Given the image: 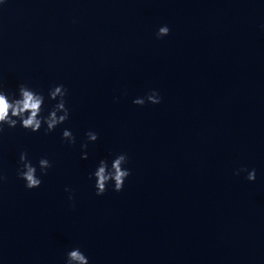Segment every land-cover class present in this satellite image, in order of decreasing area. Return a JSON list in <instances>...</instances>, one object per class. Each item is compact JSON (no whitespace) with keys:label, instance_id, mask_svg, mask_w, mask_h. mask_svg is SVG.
Returning a JSON list of instances; mask_svg holds the SVG:
<instances>
[{"label":"water","instance_id":"water-1","mask_svg":"<svg viewBox=\"0 0 264 264\" xmlns=\"http://www.w3.org/2000/svg\"><path fill=\"white\" fill-rule=\"evenodd\" d=\"M0 82L63 83L70 110L0 133V264H65L73 246L90 264H264V0H5ZM153 88L159 103L132 102ZM21 151L52 161L37 188ZM119 152L131 174L97 195L89 173Z\"/></svg>","mask_w":264,"mask_h":264},{"label":"clouds","instance_id":"clouds-1","mask_svg":"<svg viewBox=\"0 0 264 264\" xmlns=\"http://www.w3.org/2000/svg\"><path fill=\"white\" fill-rule=\"evenodd\" d=\"M5 0H0V5H4ZM170 32L168 24H162L158 27L156 35L158 37L166 36ZM68 89L63 83L52 85L47 96L44 92L29 86L27 83H20L14 92L6 89L0 82V133H3L5 126L14 128L17 125L32 132H39L42 128L47 132L54 131L57 126L64 124L69 119L70 110L67 106L66 97ZM162 97L155 88L151 89L144 96H136L133 103L143 105L146 102L157 104ZM47 101H55L45 110ZM87 141L81 144L82 149L88 148V141L94 142L98 139V132L89 129L85 133ZM62 138L69 144L76 143V136L70 127H64L61 132ZM87 151L81 152V158L87 159ZM128 155L126 152L114 154L111 159L102 157L96 163L89 177L94 180V188L97 195H102L109 185L113 190L120 191L125 184L126 178L131 174V169L127 167ZM17 175L23 179L25 187L37 188L42 182V174L46 173L52 166V161L47 156H41L34 163L29 158L27 151H21L19 154ZM239 172H246V178L254 181L257 176L256 168H241ZM4 179L0 173V181ZM66 191H71L65 188ZM69 199H72L71 195ZM65 264H90V258L79 246L69 248L65 253Z\"/></svg>","mask_w":264,"mask_h":264}]
</instances>
